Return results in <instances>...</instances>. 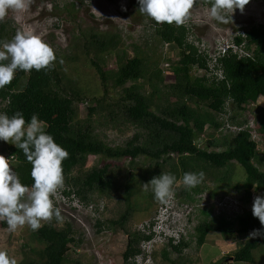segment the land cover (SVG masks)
<instances>
[{"label": "trees", "instance_id": "obj_1", "mask_svg": "<svg viewBox=\"0 0 264 264\" xmlns=\"http://www.w3.org/2000/svg\"><path fill=\"white\" fill-rule=\"evenodd\" d=\"M78 1L81 5L85 0ZM260 1L264 3V0ZM199 4L210 7L204 0H196L193 8ZM71 5H75L73 1ZM150 24L161 43L174 45L177 50V60L169 64L175 77L173 82H164V70L159 66L154 65L148 69V57L143 55L136 43L129 44L133 55L128 56L120 48L122 35L119 31H96L79 27L74 33L82 41L78 47L82 48L84 57L95 68L105 94H83L79 80L66 73L64 67L67 61L56 51L54 67L40 71L33 69L30 72L18 70L11 84L0 89V113L11 116L21 111L26 121H30L33 114H38V118L47 126L46 131L69 152V157L62 162L64 193L79 197L86 205L91 204L92 213L99 212V208L103 209L99 201L95 200L98 198L96 193L109 195L117 190L116 168H112L108 162L102 165L95 162L84 171L82 168L86 157L129 159L132 170L125 171L120 183V201L124 208L117 218L106 222L96 218V231L99 228L101 231L100 226L103 224L107 228H124L127 219L136 209L132 196L141 188L143 199L144 196L147 199V204L141 203V207L150 208L157 199L151 187L147 192L144 191V183L160 173L174 174L177 182L182 180L185 172L202 171L204 176L210 175L216 185L225 190L242 192L245 200L254 192L264 195V170L258 166L264 162V152L259 150L257 140L251 138L249 129L244 127L248 122L241 117L244 108H233L230 111L226 108L231 100L241 101L248 106L257 95L264 98V22L235 29L232 37L235 44H243L245 47L254 44L255 47L249 55H238L228 48L217 57L216 66L220 67L223 75L218 80L212 76L206 77L205 74H191L193 67L208 71L207 53L199 52L192 44L191 40L196 37L191 27L185 24L179 27L175 24H157L151 19ZM16 32L12 19L0 22V41L11 40ZM112 54L116 57V68L107 70L104 67ZM76 59L77 56H71V60ZM61 60L63 63H60ZM137 80L145 81L146 85L131 82L129 86H124L129 81ZM109 89H116L119 95L113 97L107 93ZM82 103L87 104L85 116H80L78 108ZM201 105L205 108H201ZM95 114L105 123L112 124L121 119L134 125L137 130L123 145L112 146L101 137L97 128L99 121L93 118ZM256 121L257 133L264 144V110ZM207 129H224L225 132L222 138H216L214 132L208 133ZM201 134L205 137L212 135L213 138L206 142L211 146L210 149L199 146ZM0 141V154L12 157L11 167L21 182L30 187L34 183L31 177L32 165L22 150L17 149L11 141ZM170 154L177 156L175 164L170 163ZM143 156L149 163L144 167L141 165L138 171L134 170L133 167H138L135 160ZM235 162L244 170L245 176L240 181L233 177L232 164ZM175 183L174 192L185 201L193 200V194L204 189L200 185L191 189L183 185L175 189ZM214 193L211 191V194ZM200 212L203 218L194 226L193 232L197 246L204 243L206 235L211 231L229 234L233 231L249 233L260 229L262 232L257 234L256 239L246 241L232 253V257L235 263L262 264L255 261L253 250L264 243V226L253 216L252 211L245 210L231 218L223 214L214 216L211 208L201 209ZM2 224L7 223L2 221ZM145 228L148 231V226ZM74 232L69 222L60 227L52 222L44 223L39 230L32 231V236L41 246L29 248L32 255L24 254L18 264H80L69 254V246L77 242ZM151 235V231L149 234L130 232L121 254L122 264H137L135 257L140 253V244L149 240ZM168 240V249H161L163 259L170 264H181L177 259L171 260L169 253L174 252L177 257H181L189 241L182 235L176 244L172 243L173 239ZM221 259L210 264H222L224 258Z\"/></svg>", "mask_w": 264, "mask_h": 264}, {"label": "rangeland", "instance_id": "obj_2", "mask_svg": "<svg viewBox=\"0 0 264 264\" xmlns=\"http://www.w3.org/2000/svg\"><path fill=\"white\" fill-rule=\"evenodd\" d=\"M72 1L75 5H71ZM208 8L204 4H199L193 8L185 25L191 27L196 38H201L207 44L209 47L208 53L213 55L217 53L216 47L219 45L220 47L225 46L226 42L231 39L236 28L264 22V3L260 0H250L243 13L237 9L232 22L229 23L211 19L208 16ZM14 15L9 11L5 20L12 19L16 25V31L33 32L42 36L54 51L65 62L67 61L64 70L68 75L79 80L83 94L101 96L105 92L95 68L92 67L88 58L84 57V53L81 51L82 48L78 47L79 44L82 45V41L78 40L74 33L77 32L79 27L82 29L92 28L96 31H119L122 35L120 48L124 49L128 56L133 55L131 48L129 49V44L136 43L140 46L143 55L148 57V69L157 65L164 70V82H173L175 79L169 64L177 60V50L174 45L164 44L158 40L157 36L154 35L153 27H151L150 18L140 13L137 0H85L81 5L78 0H31L27 11L23 13L19 22L14 19ZM191 41L194 42V40ZM73 55L77 56L74 61L71 60ZM115 64L116 57L112 54L104 68L107 70L114 69L116 68ZM191 74L193 76L206 75L204 70L196 67L191 69ZM206 77L209 76L206 75ZM131 82H141L146 85L145 81L137 80L129 81L124 86H129ZM115 90L109 89L107 93L117 97L119 94H116ZM188 102L194 101L189 100ZM245 106L241 101L231 100L226 108L227 111L233 108H244L241 117L246 118L248 121L244 127L249 129L251 138L257 140L259 150L264 152L263 141L257 133L258 125L256 121L257 116L264 110V98L257 95L254 99H251L250 105ZM78 108L80 116H85L87 104H79ZM201 108H205L204 105H201ZM235 112L240 113L236 110ZM93 118L99 121L97 128L101 137L112 146L123 145L137 130L134 125L121 119L109 124L105 123L98 114H95ZM207 132L211 134L214 132V137L222 138L225 131L224 129L214 131L207 129ZM211 136H202L199 140V146H206L210 149L211 146L206 142L213 138ZM169 158L171 164L176 163L177 156L175 154H170ZM95 162L100 165L108 162L112 168H116L114 173L117 179V190L110 192L109 195L96 193L98 198L95 200L99 201L103 209L99 208V212L92 213L91 207L93 206L91 204L86 205L79 197L69 198L68 203L66 202L67 206L63 204L62 209H60L62 219L57 221L54 218L51 221L59 227L65 222L71 224L75 230L74 236L77 242L75 245L71 244L69 246V254L71 258L78 260L80 264H122L121 254L125 249L130 232L139 231L149 234L151 231L153 234L154 230L161 231V229L163 233L154 239L157 242L151 245L152 241H150L145 245L147 251L151 253V259H148L149 264H170V262L163 259L161 249H168L166 245L169 242V237H172V243L176 244L181 235L189 241V246L182 250L181 257H177L176 253L170 252L169 258L171 260L177 259L181 264H210L224 258L222 264H251L235 263L232 253L246 241L256 239L257 234L250 237L251 232L239 233L233 231L224 234L211 231L206 235L204 243L197 246L193 232L194 226L203 218L202 212H200L201 209L211 208L214 216L223 214L231 218L242 211H252L254 197L260 195V192L252 193L245 200L242 192L233 189L225 190L222 186L216 185L213 177L205 175L203 181L199 184L204 186V189L198 194H193V200H182V197L177 195L173 188V195L166 202L152 201L150 208L143 209L141 203L146 205L147 199L146 196L143 199L141 188L137 194L132 196L136 209L127 219L124 228H107L103 224L100 226L101 231L100 228L99 231H96V218L106 222L108 219L117 218L123 210L124 205L120 201V183L124 179L123 174L125 171L132 170V168L129 165L128 158L104 160L99 156L88 155L82 169L85 171ZM135 162L138 164V167H133L136 171L141 165L144 167L149 163L145 156L140 157ZM232 165L233 177L236 180H242L245 176L243 168L237 165L236 162ZM258 166L261 170H264V162L258 164ZM182 186V180L175 183V189ZM211 191H215L214 195L211 194ZM97 196L94 195V197ZM168 214L171 218L169 221L163 225H156V221L160 223ZM145 226H148V231ZM32 231L28 226H24L18 228L15 232H10L8 225H3L0 221V250L7 251L18 262L24 257V254L32 255L29 248H39L41 246L32 236ZM23 244L26 246L24 247ZM253 257L256 262L264 264V243L253 250ZM138 262L143 264L141 258L138 259Z\"/></svg>", "mask_w": 264, "mask_h": 264}, {"label": "clouds", "instance_id": "obj_3", "mask_svg": "<svg viewBox=\"0 0 264 264\" xmlns=\"http://www.w3.org/2000/svg\"><path fill=\"white\" fill-rule=\"evenodd\" d=\"M204 2L210 5L208 16L211 19L229 23L232 22L237 9L241 13L244 12L250 0H204ZM30 3L31 0H0V22L5 21L9 11L15 14L14 19L19 22ZM138 3L140 13L157 24H175L179 27L189 19L196 0H138ZM234 34L235 32L232 37ZM193 40L192 44L199 52L204 53L207 44L201 38ZM56 60L54 49L42 36L18 30L11 40L0 41V89L11 84L18 70L30 72L33 69L36 71L51 69ZM60 63H63V60ZM46 127L38 118V114H33L30 121H26L21 111H16L11 116L0 113V140L6 143L11 141L17 149L22 150L32 165L31 177L34 181L30 187L23 184L10 166L12 157L0 154V221L7 223L10 232L24 226L36 231L43 226L42 222H51L54 218L59 221L62 219L60 209L63 204L67 206L69 198L77 197L65 194L63 190L65 177L62 162L70 154L55 142L54 137L46 131ZM176 179L174 174L160 173L144 183V191L147 192L151 187L154 197L166 202L173 195L172 188ZM203 179L202 171L185 172L182 182L186 188L191 189L199 185ZM57 191L63 194V200L56 197ZM252 214L264 226V195L254 197ZM170 219L168 214L160 223L156 221V225H163ZM261 232L260 229H255L250 233V237ZM162 233V229L154 230L149 240L141 242L140 253L135 257L137 264L139 258L143 264H149L151 253L147 251L145 245L150 241L151 245L157 242L154 239ZM0 264H18V261L7 251L0 250Z\"/></svg>", "mask_w": 264, "mask_h": 264}, {"label": "built area", "instance_id": "obj_4", "mask_svg": "<svg viewBox=\"0 0 264 264\" xmlns=\"http://www.w3.org/2000/svg\"><path fill=\"white\" fill-rule=\"evenodd\" d=\"M219 43V42H218ZM217 43V44H218ZM255 45L254 44H249L248 46H244L243 44L241 45H237L235 44V42L233 41V39H229V41L226 42L225 46L220 47V45L218 47H216V54H211L208 53V48L209 47H205V49L203 50L204 53H207V67H208V71H204L206 73L207 76H212L215 78V80L221 79L223 78V75L221 73V69L219 66H216L217 62V57L223 55V53L226 51V49L231 48L233 53H238V55H249L253 50H254ZM56 197H58L59 199H64V196L62 193H60V191H57V193L55 194Z\"/></svg>", "mask_w": 264, "mask_h": 264}]
</instances>
